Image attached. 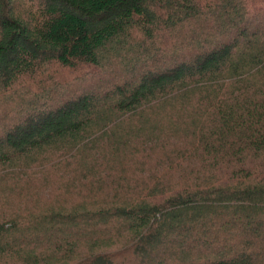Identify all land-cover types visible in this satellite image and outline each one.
<instances>
[{"label":"trees","instance_id":"1","mask_svg":"<svg viewBox=\"0 0 264 264\" xmlns=\"http://www.w3.org/2000/svg\"><path fill=\"white\" fill-rule=\"evenodd\" d=\"M0 264H264V0H0Z\"/></svg>","mask_w":264,"mask_h":264}]
</instances>
